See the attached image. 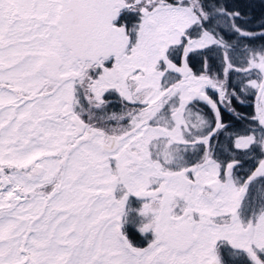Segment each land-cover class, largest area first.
Wrapping results in <instances>:
<instances>
[{"label": "snow or ice", "instance_id": "6c2138e0", "mask_svg": "<svg viewBox=\"0 0 264 264\" xmlns=\"http://www.w3.org/2000/svg\"><path fill=\"white\" fill-rule=\"evenodd\" d=\"M251 22L222 0H0V264H264Z\"/></svg>", "mask_w": 264, "mask_h": 264}, {"label": "trees", "instance_id": "16d2710c", "mask_svg": "<svg viewBox=\"0 0 264 264\" xmlns=\"http://www.w3.org/2000/svg\"><path fill=\"white\" fill-rule=\"evenodd\" d=\"M229 8H238L246 17H250L252 22L245 25L251 31H259V22L264 18V0H222ZM262 41L256 38L253 43L260 44ZM240 111L248 113L250 107L241 106Z\"/></svg>", "mask_w": 264, "mask_h": 264}]
</instances>
